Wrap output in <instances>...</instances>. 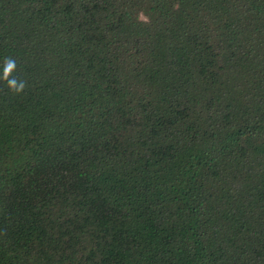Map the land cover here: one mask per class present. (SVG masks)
I'll return each instance as SVG.
<instances>
[{"label": "trees", "instance_id": "trees-1", "mask_svg": "<svg viewBox=\"0 0 264 264\" xmlns=\"http://www.w3.org/2000/svg\"><path fill=\"white\" fill-rule=\"evenodd\" d=\"M0 264H264V0H0Z\"/></svg>", "mask_w": 264, "mask_h": 264}, {"label": "clouds", "instance_id": "clouds-1", "mask_svg": "<svg viewBox=\"0 0 264 264\" xmlns=\"http://www.w3.org/2000/svg\"><path fill=\"white\" fill-rule=\"evenodd\" d=\"M17 71L16 60L12 57H6L4 59L2 75L0 79L6 82L7 87L14 93L20 94L23 93L27 87V82L22 79H18L14 73Z\"/></svg>", "mask_w": 264, "mask_h": 264}]
</instances>
